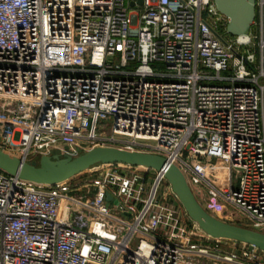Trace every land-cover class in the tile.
Segmentation results:
<instances>
[{
    "label": "built area",
    "instance_id": "obj_1",
    "mask_svg": "<svg viewBox=\"0 0 264 264\" xmlns=\"http://www.w3.org/2000/svg\"><path fill=\"white\" fill-rule=\"evenodd\" d=\"M136 3L0 0V150L30 164L97 147L156 155L210 215L264 234V0L257 43L224 40L213 0ZM88 171L39 185L0 170V264H264L244 243L197 244L171 185L161 194L165 169Z\"/></svg>",
    "mask_w": 264,
    "mask_h": 264
},
{
    "label": "water",
    "instance_id": "obj_2",
    "mask_svg": "<svg viewBox=\"0 0 264 264\" xmlns=\"http://www.w3.org/2000/svg\"><path fill=\"white\" fill-rule=\"evenodd\" d=\"M219 12L228 20L227 33L239 37L249 35L256 20V0H213ZM142 6L143 0H137ZM136 4H131L134 7ZM101 164H126L161 171L171 185L188 216L200 229L214 239L232 240L250 245L264 252V234L218 220L210 215L196 199L184 174L175 165H167L162 157L140 152H130L114 147H97L83 155L42 157L39 164L25 163L0 150V170L39 185H56L68 181ZM108 200L112 197L108 195Z\"/></svg>",
    "mask_w": 264,
    "mask_h": 264
},
{
    "label": "rangeland",
    "instance_id": "obj_3",
    "mask_svg": "<svg viewBox=\"0 0 264 264\" xmlns=\"http://www.w3.org/2000/svg\"><path fill=\"white\" fill-rule=\"evenodd\" d=\"M258 15H259V8L256 6V21H257V17H258ZM218 32H219V34L223 37V39L224 40H228V41H231V42H233L234 40H235V36H232V35H230V34H228L227 33V28H224V26H219V30H218ZM249 34L251 35V37L253 38V40H254V42L255 43H257V40H255V37L256 36H258V38H259V41H260V38H261V33H260V29L257 27V25H253L251 28H250V31H249ZM255 51V55H256V59H257V63H259V65L261 64V61L263 62V68H264V54H263V60H262V54H261V52H260V49L258 50V49H255L254 50ZM158 68V66L157 67H154V69H157ZM260 83L262 84V85H264V78H261L260 79ZM4 131H5V128L2 126V125H0V133L1 134H3L4 133ZM138 143H141V144H152V142H147V141H141V140H139L138 141ZM84 153L83 152H81L80 153V155H83ZM38 161V160H37ZM40 161V160H39ZM189 161V160H188ZM214 163H216V161H214ZM222 167V166H221ZM222 169H223V167H222ZM91 174L92 175H95V173H93V172H84V173H82V174H80V175H78V176H76V177H74L73 178V182L74 183H78V184H82V183H84V182H86V181H89L90 179H92V177H91ZM152 175H154V171H152ZM151 181L149 180V182H148V185H149V183H150ZM170 185H169V183L168 182H163L162 183V185H161V194L162 193H165L166 192V194H168V190H167V188L169 187ZM171 187V186H170ZM172 191V188H171V190H170V192ZM173 195H175V194H173ZM173 195H169V199H171V203H176L175 201H178V206H180V208H181V210H183V213L185 212V209H184V207L182 206V204L180 203V201H179V199H178V197L175 195V196H173ZM175 197H177V198H175ZM171 203H168L167 202V204L169 205V206H171L172 204ZM109 206V208H110V210H111V213H112V215L113 216H115V217H118V218H121V219H125L126 221H128L129 223H131L132 222V217H126L120 210H118V209H115V205H113V204H110V205H108ZM241 216V215H240ZM192 221V220H191ZM193 222V225L195 226V228H193V230H194V233L196 234V236L194 237V241L195 242H197V244H199V245H201L202 247H213V245L212 244H210L207 240H206V238H205V234H204V232L200 229V227L196 224H194V221H192ZM235 224H237V223H235ZM239 226H243V227H246V228H249V229H253V227H252V225H251V223L249 222V220H247L245 217H242L241 216V222H240V225ZM196 227H198V228H196ZM138 240L139 239H137L136 241H135V243H134V248L137 246V244H138ZM227 250V249H226ZM228 251V250H227ZM230 252H231V250H230ZM264 259V258H263ZM244 262H246V264H251V263H249L248 261H244ZM211 263H213V261H211ZM263 263H264V260H263ZM219 264H223V263H219Z\"/></svg>",
    "mask_w": 264,
    "mask_h": 264
},
{
    "label": "crops",
    "instance_id": "obj_4",
    "mask_svg": "<svg viewBox=\"0 0 264 264\" xmlns=\"http://www.w3.org/2000/svg\"><path fill=\"white\" fill-rule=\"evenodd\" d=\"M217 219H219V217L218 216H215ZM195 228V227H194ZM263 258H264V256H263ZM264 260V259H263Z\"/></svg>",
    "mask_w": 264,
    "mask_h": 264
},
{
    "label": "trees",
    "instance_id": "obj_5",
    "mask_svg": "<svg viewBox=\"0 0 264 264\" xmlns=\"http://www.w3.org/2000/svg\"><path fill=\"white\" fill-rule=\"evenodd\" d=\"M99 165H100V164H99ZM96 166H98V165H96ZM96 166H95V167H96Z\"/></svg>",
    "mask_w": 264,
    "mask_h": 264
},
{
    "label": "bare ground",
    "instance_id": "obj_6",
    "mask_svg": "<svg viewBox=\"0 0 264 264\" xmlns=\"http://www.w3.org/2000/svg\"><path fill=\"white\" fill-rule=\"evenodd\" d=\"M197 224V223H196ZM198 225V224H197Z\"/></svg>",
    "mask_w": 264,
    "mask_h": 264
}]
</instances>
